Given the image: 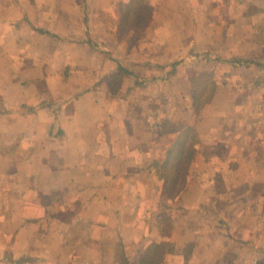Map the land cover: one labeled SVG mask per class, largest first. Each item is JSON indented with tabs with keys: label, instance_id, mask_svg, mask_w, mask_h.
<instances>
[{
	"label": "crops",
	"instance_id": "1",
	"mask_svg": "<svg viewBox=\"0 0 264 264\" xmlns=\"http://www.w3.org/2000/svg\"><path fill=\"white\" fill-rule=\"evenodd\" d=\"M150 3L0 0V264H264V0Z\"/></svg>",
	"mask_w": 264,
	"mask_h": 264
},
{
	"label": "rangeland",
	"instance_id": "2",
	"mask_svg": "<svg viewBox=\"0 0 264 264\" xmlns=\"http://www.w3.org/2000/svg\"><path fill=\"white\" fill-rule=\"evenodd\" d=\"M150 1L151 0H143V2H145L146 4L151 5ZM150 13H151V10H150ZM150 13L147 14V15L144 14L145 18L150 17ZM144 16H143V18H144ZM145 25H144L143 28L141 27L142 29L140 28V30L138 29V31H137V33H138V41H139V36L145 30ZM132 28H134V27H132ZM96 29L102 30V31H99L98 33H100V34L103 33L102 27H97ZM95 30H94V33H95ZM117 30H119V29H117L115 26H113V28H112V36H113L112 42H109V43H105L104 42L103 43L104 45L106 44L110 48L114 47L115 54H116V52L120 51V45H121L120 41H119L120 37H118L119 33H117ZM125 31L128 32V30H125ZM125 34H127V33H125ZM128 36H130V35H125L126 41H128V38H127ZM132 37H133V40H135V35H132ZM131 46H133V45L131 44ZM147 46H149V44H146L145 42H143V50H141L142 53H143V56H144L143 63H139V61L137 62L138 64L143 65V69L140 70L138 72V74L134 75V77L136 79L131 78V81L133 80L134 82H132L131 86L128 89V93H127L129 96H131V95L136 96V97H140L141 96L142 99L151 98L152 95H153V90L155 89L154 86L158 85V84H154V83H159V82L160 83H164V81L169 80L170 76H173V74L175 72V69L177 67H179L181 62H182V61L181 62L179 61L178 62V66H176V67H175V65H172L173 63L170 64V65H164V66L151 65V63H152L151 62L152 61L151 58L150 59L147 58V57H149V55L151 53V49L147 48ZM131 60H133V59H131ZM195 61L196 62L198 61V64H199V60L198 59L195 60ZM151 66L153 67V70L152 71H146V69L151 67ZM158 69H160V70L158 71ZM134 83H136V84H134ZM151 84L153 85V87H151ZM166 84H160L162 86V88L159 89V94L163 95V96H161L160 103L155 108V109L161 108V109H159L160 110V115H165V116H166V113H168L166 109L169 107L167 105L168 101H169V90H168V87H167ZM201 91L202 90H199V91L196 92V94H195L196 98H195V100L193 102V105H192L194 110H195V113H197V114L199 113V111L201 109V101H203L205 95L209 92L208 90H203L202 91L203 95L201 96ZM143 107L144 106H142V109H143ZM255 107H256V105L254 106V109H253V112H252V116H253V118H255V121H256ZM180 108H182V107L180 106ZM150 109H152L151 106H145L144 107V112L146 110H150ZM174 172H175V170L173 168H171L170 170H169V168L163 169V173L165 174V176L167 178H169L170 177L169 175L170 174L172 175ZM177 175H178V177H181L183 175L182 171H179V172L177 171Z\"/></svg>",
	"mask_w": 264,
	"mask_h": 264
},
{
	"label": "built area",
	"instance_id": "3",
	"mask_svg": "<svg viewBox=\"0 0 264 264\" xmlns=\"http://www.w3.org/2000/svg\"><path fill=\"white\" fill-rule=\"evenodd\" d=\"M255 116L257 124L264 125V97L256 104Z\"/></svg>",
	"mask_w": 264,
	"mask_h": 264
},
{
	"label": "trees",
	"instance_id": "4",
	"mask_svg": "<svg viewBox=\"0 0 264 264\" xmlns=\"http://www.w3.org/2000/svg\"><path fill=\"white\" fill-rule=\"evenodd\" d=\"M194 137L195 136H193V140L192 141H194ZM179 190H180V187L178 188L177 185H173L168 190L169 191V195L172 196L173 194L177 193Z\"/></svg>",
	"mask_w": 264,
	"mask_h": 264
}]
</instances>
